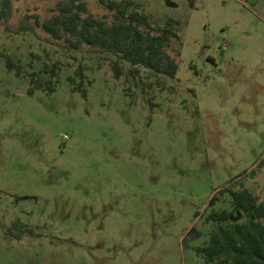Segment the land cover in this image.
<instances>
[{
    "label": "rangeland",
    "instance_id": "1",
    "mask_svg": "<svg viewBox=\"0 0 264 264\" xmlns=\"http://www.w3.org/2000/svg\"><path fill=\"white\" fill-rule=\"evenodd\" d=\"M58 1L18 0L0 28V52L62 65L55 93L29 94L0 61V264H204L214 195L264 201V0H130L181 22L178 74L159 80L20 30ZM81 65L87 98L68 82Z\"/></svg>",
    "mask_w": 264,
    "mask_h": 264
},
{
    "label": "trees",
    "instance_id": "2",
    "mask_svg": "<svg viewBox=\"0 0 264 264\" xmlns=\"http://www.w3.org/2000/svg\"><path fill=\"white\" fill-rule=\"evenodd\" d=\"M17 1L0 0V28L12 18ZM97 1L107 10L102 17L91 12L86 0H59L49 18L33 16L34 24L22 22L20 30L35 34L36 29L41 28L50 41L63 44L72 52L86 46L91 52L105 54L104 58L112 61L117 79L124 75V64L131 66L129 73L134 77L145 70L157 80L176 78L182 47L180 21L167 18L163 23L155 22L140 5L130 0ZM30 57L27 67L21 60L0 52V61H4L8 70L29 80V94L55 93L62 65L57 61L45 63L38 71H32L34 54ZM83 72L81 65L68 82L73 91L87 98ZM157 83L163 88L164 84ZM226 197L230 208L218 209V202ZM210 207L206 218V222L212 224L209 242L197 249L204 264H264V201L244 187L240 190L226 188L214 195ZM14 232L19 233L17 239L26 233L33 235L29 226L21 224H14L8 235L13 236Z\"/></svg>",
    "mask_w": 264,
    "mask_h": 264
}]
</instances>
